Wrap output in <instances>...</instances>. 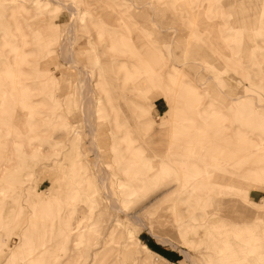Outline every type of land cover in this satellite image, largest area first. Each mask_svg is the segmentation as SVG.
Masks as SVG:
<instances>
[{
  "label": "rangeland",
  "instance_id": "rangeland-1",
  "mask_svg": "<svg viewBox=\"0 0 264 264\" xmlns=\"http://www.w3.org/2000/svg\"><path fill=\"white\" fill-rule=\"evenodd\" d=\"M0 86V264H264V0H0Z\"/></svg>",
  "mask_w": 264,
  "mask_h": 264
},
{
  "label": "bare ground",
  "instance_id": "bare-ground-1",
  "mask_svg": "<svg viewBox=\"0 0 264 264\" xmlns=\"http://www.w3.org/2000/svg\"><path fill=\"white\" fill-rule=\"evenodd\" d=\"M58 3V2H57ZM72 5V4H71ZM72 7V6H71ZM69 10V9H68ZM75 10V9H74ZM74 12V11H73ZM195 22V21H194ZM194 25H195V23H194ZM69 32H70V34H72L73 33V27L72 26H70V28H69V30H68ZM71 40H73L72 38H71ZM70 41V40H69ZM72 42V41H71ZM5 44V43H4ZM2 45V47L3 46H6V45ZM63 45V44H62ZM70 46H72L71 44L69 45V48H68V52L67 53H65V54H67V56L65 57V59H66V64H68L69 65V63H70V65L71 64H73V65H76V63H75V61L73 60V58H72V54H70V50H71V47ZM66 50V49H65ZM64 50V51H65ZM64 53V52H63ZM74 54V53H73ZM72 66V65H71ZM179 68V67H178ZM80 73L82 72V70H78ZM87 73V72H86ZM88 79H89V77H88ZM85 80V79H84ZM82 81V84H83V86H82V95L84 94V92H85V89L87 90V94H88V91H90V86H89V88H88V80H86L87 82H85V81ZM90 80V79H89ZM1 87V86H0ZM86 94V92H85V94L84 95H87ZM89 94H90V92H89ZM1 95V94H0ZM5 97V96H4ZM85 96H84V99H82L83 100V104H87L88 102L89 103H91L92 102V100H90L89 101V99H88V101H85L84 102V100H85ZM241 98V97H240ZM235 100V99H234ZM92 104V103H91ZM85 106V108H86V105H84ZM16 107V106H15ZM84 108V107H83ZM84 108V109H85ZM83 109V110H84ZM16 114V113H15ZM83 114H85V119H86V121L87 122H90V118H91V115H93V113L91 112V110L88 108V110L87 111H84L83 112ZM94 116V115H93ZM15 117V116H14ZM13 120H14V118H13ZM94 122V121H93ZM90 124V123H89ZM89 132L91 133V134H94V132H95V127L93 126V124H90V126H89ZM94 151H96V150H94ZM98 156V155H97ZM187 156V155H186ZM99 157V156H98ZM190 157V156H189ZM177 158V157H176ZM187 158V157H186ZM191 158V157H190ZM193 158V157H192ZM183 160H185V159H183ZM141 174H142V172H141ZM135 176H138V174L136 173V175ZM100 177V181L99 182H101V184H102V187L105 189V194L107 195V197H108V199H110V192H109V187H108V181H109V178H108V174H103L102 176L100 175L99 176ZM81 185H83V182H81ZM171 190V189H170ZM126 191V190H125ZM128 191V190H127ZM130 192H132V188H131V190H129ZM164 192V191H163ZM163 196H165V193L164 194H162L161 195V197H163ZM111 198H112V196H111ZM111 208L112 209H114L115 211H117V212H121V213H123V211H122V209L117 205V204H114V205H111ZM131 219H133L140 227H146L145 226V223L137 216V214H135ZM132 220V221H133ZM103 241V240H102ZM117 244V243H116ZM143 248L145 249V250H147L148 252H150L151 254H154V253H152L151 251H149L148 249H147V247L145 246V245H143ZM91 250V249H90ZM84 252H85V250H84ZM87 253V252H86ZM110 253V252H109ZM88 254V253H87ZM108 254V253H107ZM106 254V255H107ZM96 255H97V252H94L93 253V251H92V253H89L88 255H87V258L88 259H94L95 257H96ZM105 255V254H104ZM185 255H186V257L188 258L189 257V255L188 254H186L185 253ZM103 256V255H102ZM155 256H156V259L157 260H162V261H165L163 258H161L160 256H158V255H156L155 254ZM85 257V256H84ZM109 258V257H108ZM107 258V259H108ZM103 260V259H102ZM116 260V259H115ZM107 262V261H106ZM141 263H143L142 261H139V264H141ZM106 264V263H105Z\"/></svg>",
  "mask_w": 264,
  "mask_h": 264
}]
</instances>
